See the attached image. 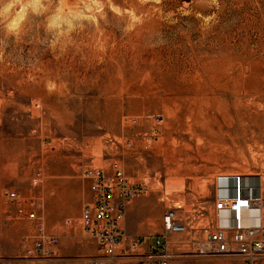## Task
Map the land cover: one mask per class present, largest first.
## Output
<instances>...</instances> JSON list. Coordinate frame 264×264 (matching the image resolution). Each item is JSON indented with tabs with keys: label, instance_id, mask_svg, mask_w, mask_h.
I'll use <instances>...</instances> for the list:
<instances>
[{
	"label": "rangeland",
	"instance_id": "obj_1",
	"mask_svg": "<svg viewBox=\"0 0 264 264\" xmlns=\"http://www.w3.org/2000/svg\"><path fill=\"white\" fill-rule=\"evenodd\" d=\"M112 164L147 186L122 224L146 243L171 206L210 220L219 176H257L264 198V0H0V264H28L22 207L59 237L49 264L95 254L86 172Z\"/></svg>",
	"mask_w": 264,
	"mask_h": 264
},
{
	"label": "built area",
	"instance_id": "obj_2",
	"mask_svg": "<svg viewBox=\"0 0 264 264\" xmlns=\"http://www.w3.org/2000/svg\"><path fill=\"white\" fill-rule=\"evenodd\" d=\"M86 177L92 182V198L83 204L78 224L96 242L98 254L86 257L83 264H171L172 243L201 257L233 256L247 264L264 259V198L257 176H219L212 217L206 222L201 218L195 223L191 216L180 215L176 206L167 208L161 219L162 233L149 243L122 226L129 205L147 186L132 182L117 164L109 171L98 168L86 172ZM4 196L16 199L14 191L6 190ZM20 213L35 221L31 244L23 243L26 262L49 264L58 235L46 231L34 210L22 207ZM173 234L187 239L171 242Z\"/></svg>",
	"mask_w": 264,
	"mask_h": 264
},
{
	"label": "crops",
	"instance_id": "obj_3",
	"mask_svg": "<svg viewBox=\"0 0 264 264\" xmlns=\"http://www.w3.org/2000/svg\"><path fill=\"white\" fill-rule=\"evenodd\" d=\"M125 229V228H124ZM131 231V232H130ZM133 229L132 228H129V233L130 234H133ZM159 235V234H158ZM151 242V241H150ZM95 250H94V247H93V251H95V254H93V255H97L98 254V250H97V247H96V242H95ZM52 264H67V263H64V262H61V260L58 258V259H54L53 260V263Z\"/></svg>",
	"mask_w": 264,
	"mask_h": 264
},
{
	"label": "bare ground",
	"instance_id": "obj_4",
	"mask_svg": "<svg viewBox=\"0 0 264 264\" xmlns=\"http://www.w3.org/2000/svg\"><path fill=\"white\" fill-rule=\"evenodd\" d=\"M261 60V59H260ZM226 181V180H225ZM228 182V181H227Z\"/></svg>",
	"mask_w": 264,
	"mask_h": 264
}]
</instances>
